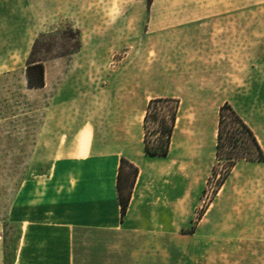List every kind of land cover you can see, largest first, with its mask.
Returning a JSON list of instances; mask_svg holds the SVG:
<instances>
[{
    "label": "rangeland",
    "instance_id": "obj_1",
    "mask_svg": "<svg viewBox=\"0 0 264 264\" xmlns=\"http://www.w3.org/2000/svg\"><path fill=\"white\" fill-rule=\"evenodd\" d=\"M148 1L0 0V264H12L14 257L19 223L11 207L25 175L48 169L65 127L110 117L105 108L113 100L155 96L170 78L208 79L218 89L230 83L233 89L220 90L218 98H230L264 149V0ZM224 14L230 19L220 21ZM224 24L235 40L230 75L227 67L207 68L218 58L227 62L226 50L214 51ZM76 32L80 49L72 54ZM40 34L45 37L37 58L45 59L46 85L29 89L26 62ZM215 164V158L210 165L173 163L162 196L166 209L170 205L176 241L166 246V255L163 244H148L150 237H163L159 228L77 229L75 264H185L180 240L208 207L214 220L234 227L220 229L230 235L221 237L217 254H203L199 264H244L250 244L242 235L244 217L264 225V162L243 161L221 187L210 179ZM247 206L257 212H244ZM156 216L163 223L168 213ZM250 249L261 257L264 240L253 239ZM258 259L255 264H264Z\"/></svg>",
    "mask_w": 264,
    "mask_h": 264
},
{
    "label": "crops",
    "instance_id": "obj_2",
    "mask_svg": "<svg viewBox=\"0 0 264 264\" xmlns=\"http://www.w3.org/2000/svg\"><path fill=\"white\" fill-rule=\"evenodd\" d=\"M229 17L224 14L219 20H229ZM222 27L220 31L223 34L217 35L214 51L226 50L227 62H221L218 58L215 62L209 61L207 68L227 67V74L230 75V60L234 62L235 58V40L230 38V27L226 24ZM225 38L228 40L225 41ZM21 55L25 61L28 52ZM218 85V82L203 78L193 81H186L185 78L174 81L170 78L166 80L164 91L155 96L143 98L138 93L136 102L111 101L105 108L111 110L110 114L105 113L110 117L101 119L99 124L95 120H87L82 125L65 127L66 135L60 138L48 169L42 173L26 174L13 201L11 213L18 219L19 235L12 264H75L74 234L77 229L115 232L121 229L159 228L164 230L163 237H150L148 244H163L166 255V246L176 241L172 236L175 227L170 205L166 209L162 196L173 163L210 165L215 158L220 107L228 102L241 116L228 96L218 98L220 90L230 92L233 86L223 83L222 88L218 89ZM157 98L180 101L169 155L164 158L147 157L143 150L146 108L150 100ZM122 158L139 169L123 221L117 190ZM242 162L235 166L231 174ZM245 209L246 213L257 212L252 206ZM160 212L168 213L163 223L157 222L156 214ZM212 213L211 207H208L193 231L180 240V250L185 252V264H195L189 257L195 258L196 264H199L203 262V254H217L221 237L230 235L221 234L220 229L234 227V223L231 226L229 222L221 224L213 219ZM244 218L242 235L250 242L245 246L244 264H255L257 258L264 261V255L253 256L250 249L253 239L264 240V225L256 226L257 221L252 215ZM237 225L235 223V228ZM183 246H187L186 250ZM169 252L171 254L172 249ZM215 261L218 263V260Z\"/></svg>",
    "mask_w": 264,
    "mask_h": 264
},
{
    "label": "trees",
    "instance_id": "obj_3",
    "mask_svg": "<svg viewBox=\"0 0 264 264\" xmlns=\"http://www.w3.org/2000/svg\"><path fill=\"white\" fill-rule=\"evenodd\" d=\"M154 0H149L151 5ZM40 34L35 40L29 58L26 62V83L29 89L45 87V59L37 58L40 53ZM74 50L80 49L79 33L74 36ZM180 109V101L173 98H157L149 101L143 121V150L147 157L164 158L169 155L173 133ZM216 164L212 170L211 182L221 187L230 176L235 166L241 161L264 162V151L254 132L228 103H224L219 110L218 134L215 149ZM128 166L130 171L126 172ZM139 169L126 159H121L117 177L118 199L121 206V221L124 220Z\"/></svg>",
    "mask_w": 264,
    "mask_h": 264
}]
</instances>
